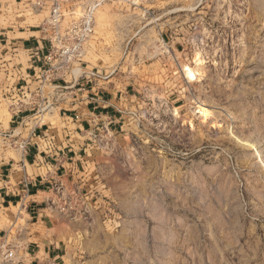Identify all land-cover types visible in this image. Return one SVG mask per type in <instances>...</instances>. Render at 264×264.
<instances>
[{"label":"rangeland","instance_id":"374dc122","mask_svg":"<svg viewBox=\"0 0 264 264\" xmlns=\"http://www.w3.org/2000/svg\"><path fill=\"white\" fill-rule=\"evenodd\" d=\"M84 61L125 102L94 178L62 193L70 214L52 202L82 241L66 264H264V0L105 1Z\"/></svg>","mask_w":264,"mask_h":264},{"label":"crops","instance_id":"0c3cea01","mask_svg":"<svg viewBox=\"0 0 264 264\" xmlns=\"http://www.w3.org/2000/svg\"><path fill=\"white\" fill-rule=\"evenodd\" d=\"M34 1L0 0V18L20 5L48 16L46 0L41 9L33 6ZM81 1L85 0H66ZM40 24L3 26L0 21V98L13 102L8 122H0V238L5 236L6 243L16 248L22 264L52 259L66 264L81 257L82 241L77 233L68 232L69 219L52 202L56 193L71 192L92 179L98 162L95 151L105 140L102 137L116 130L125 96L109 85L110 77L93 78L82 79V89L71 84L52 94L49 110L39 107L40 99L33 107L21 103L24 93L36 94L35 73L48 51L39 40ZM77 71L81 69L73 71L74 78L92 70L78 75ZM16 98L19 102L14 104Z\"/></svg>","mask_w":264,"mask_h":264},{"label":"built area","instance_id":"2783aa9c","mask_svg":"<svg viewBox=\"0 0 264 264\" xmlns=\"http://www.w3.org/2000/svg\"><path fill=\"white\" fill-rule=\"evenodd\" d=\"M105 1L108 0H85L74 2L71 7L66 8L65 0H46L48 6L47 18L38 26L39 40L46 43L48 51L43 57V64L35 73L38 81L36 94L24 93L21 103L33 107L36 99H40L39 107L45 105L42 110H48L50 96H44V87L50 86L53 93L64 92L71 85L79 89L83 88L81 80L107 79L110 75H101L98 71H91L88 76L85 73L81 78H74L75 67H82L86 53V44L93 34L95 12ZM42 0H35L33 6L41 9ZM98 130L99 126L95 125ZM60 193V192H59ZM56 193V196L59 194ZM61 192L60 194H62ZM60 210L70 214L71 206L68 197L61 195ZM0 264H22L17 260L16 248L6 243L5 236L0 238ZM45 264H59L52 259Z\"/></svg>","mask_w":264,"mask_h":264},{"label":"bare ground","instance_id":"6f19581e","mask_svg":"<svg viewBox=\"0 0 264 264\" xmlns=\"http://www.w3.org/2000/svg\"><path fill=\"white\" fill-rule=\"evenodd\" d=\"M199 63H200V61L199 60H197ZM197 63V62H196ZM183 71H184V73H185V75H186V77L187 78H189V79H196V71L195 70H193L192 68H190V67H188V66H184V68H183ZM198 72V71H197Z\"/></svg>","mask_w":264,"mask_h":264}]
</instances>
